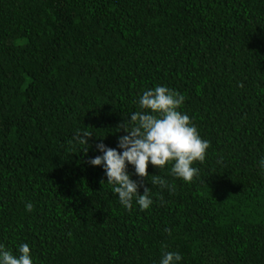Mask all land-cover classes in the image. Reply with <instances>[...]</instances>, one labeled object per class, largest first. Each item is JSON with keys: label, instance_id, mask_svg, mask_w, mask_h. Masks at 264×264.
<instances>
[{"label": "trees", "instance_id": "16d2710c", "mask_svg": "<svg viewBox=\"0 0 264 264\" xmlns=\"http://www.w3.org/2000/svg\"><path fill=\"white\" fill-rule=\"evenodd\" d=\"M155 85L184 95L210 147L191 182L148 166L171 190L128 166L153 198L129 211L87 161L97 143L117 148V125ZM78 130L93 134L87 152ZM261 157L264 0H0L7 250L27 244L34 264H159L162 248L180 264H264Z\"/></svg>", "mask_w": 264, "mask_h": 264}, {"label": "clouds", "instance_id": "9594fccd", "mask_svg": "<svg viewBox=\"0 0 264 264\" xmlns=\"http://www.w3.org/2000/svg\"><path fill=\"white\" fill-rule=\"evenodd\" d=\"M184 101L183 94L162 85L143 90L135 101L137 110L123 116L122 123L116 127V132L125 133L118 136L117 148L107 147L102 142L96 144L100 155L87 163L103 169L106 182L102 180V185L109 187L124 209L130 211L133 202L140 211L153 204L151 190L132 178L133 173H129L128 166L134 169L136 177L147 178L152 186L169 190L171 185L160 175L149 176V165L161 172L166 165H171L169 174L185 183L191 182L198 174L193 165L204 162L210 144L201 138L189 116L180 111ZM92 135L86 130H78L71 137V142L84 145L81 150L87 152L88 138ZM259 165L264 175V157L260 158ZM141 187L143 194L138 191ZM25 210L31 212L32 204H25ZM181 261L182 256L178 252L161 249L159 264H180ZM0 264H34V261L27 244L21 243L15 253L0 244Z\"/></svg>", "mask_w": 264, "mask_h": 264}]
</instances>
